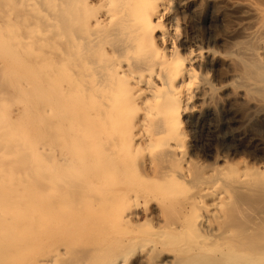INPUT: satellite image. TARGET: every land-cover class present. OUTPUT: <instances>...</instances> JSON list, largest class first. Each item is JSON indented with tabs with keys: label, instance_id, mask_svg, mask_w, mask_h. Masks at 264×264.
<instances>
[{
	"label": "bare ground",
	"instance_id": "obj_1",
	"mask_svg": "<svg viewBox=\"0 0 264 264\" xmlns=\"http://www.w3.org/2000/svg\"><path fill=\"white\" fill-rule=\"evenodd\" d=\"M251 2L242 41L182 52L164 0H0V171L23 154L1 106L21 91L51 144L30 156L52 162L0 182V264H264V157L198 175L182 139L194 96L218 90L203 57L240 67L220 88L264 98V9Z\"/></svg>",
	"mask_w": 264,
	"mask_h": 264
},
{
	"label": "rangeland",
	"instance_id": "obj_2",
	"mask_svg": "<svg viewBox=\"0 0 264 264\" xmlns=\"http://www.w3.org/2000/svg\"><path fill=\"white\" fill-rule=\"evenodd\" d=\"M251 1L253 5L264 9V0ZM164 2L168 4V8L163 23L167 28L176 26L178 29L180 33L178 43L182 52L198 46L204 48L209 46L223 51L232 40H243L240 37L238 22L243 15L245 0H164ZM230 62L207 55L195 64L197 72L205 75L218 87L217 93L213 94L210 100L195 95L191 102L193 109L188 111L182 120L185 135L182 139L183 143L188 145H184L186 157L190 160L192 170L197 169L198 175H208L207 166L217 165L216 163L219 165L238 163L239 159L252 161L264 157V98L257 99L233 91L236 82L231 89L220 88L221 83L229 79L226 75L228 71L240 68ZM21 85L24 87L26 83ZM29 95L30 93L24 94L21 91L16 99H12L8 94L1 105L2 110L18 116L16 152L24 154L18 155L16 159L19 161L14 163L9 162L13 155H5L0 171L1 183L18 182L13 175L21 173L27 172L30 177L37 171L46 172L52 164L48 162L47 156L39 163L35 162L32 155L30 156L36 147H48L51 144L45 133L36 139L38 135L34 131L33 115L29 113L32 103ZM74 95L81 97L83 94ZM41 126L46 127L47 124L44 122ZM58 142L59 145L62 144ZM66 144L69 145L68 141ZM9 150L11 149H5ZM67 150L65 148L64 152L70 156L71 153ZM35 166L38 169H35ZM94 166L95 163H92L87 169L91 171ZM23 179L21 181H24ZM190 194L193 192H186L181 198L189 197Z\"/></svg>",
	"mask_w": 264,
	"mask_h": 264
}]
</instances>
